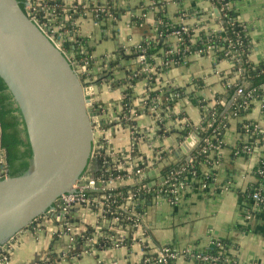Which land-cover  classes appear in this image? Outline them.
<instances>
[{"label":"built area","instance_id":"2783aa9c","mask_svg":"<svg viewBox=\"0 0 264 264\" xmlns=\"http://www.w3.org/2000/svg\"><path fill=\"white\" fill-rule=\"evenodd\" d=\"M19 1L30 19L70 61L87 90L86 94L95 99L93 111L100 112L97 117L103 121L102 125L94 126V146L89 168L72 190L62 194L46 213L32 223L30 230L36 235L48 223L57 224L59 229L55 234L60 239L69 240V254L74 243L83 246L80 252H75L76 256L126 248L129 242L142 245L152 242L149 236V204L165 201L176 206L186 190L197 187L196 158L191 152L201 142L200 137L193 142L189 153L184 155V161L175 159L172 154L167 155L163 144L165 135L185 129L192 123L183 110L178 112L177 103L182 98L179 87L157 84L155 73L187 64L189 57L197 55L212 56L214 63L228 61L233 65L236 76H242L245 71L241 67L243 55H248L250 61L252 48L248 25L231 14L232 0H207L210 7L206 10L193 9V6L183 8L178 12V22L162 7L164 0H143L139 9H131L130 0H80L71 6H66L64 0ZM124 11H129L132 21L140 25L153 14L154 35L129 47L120 45L114 55L96 56L86 37L78 31L79 19L91 17L104 26L116 21ZM161 26L167 29L166 32L160 30ZM228 30L235 35L233 38L228 36ZM152 42L155 45L162 44L155 54H149ZM129 54L135 55V58L130 61L124 58ZM122 61L129 63L122 67ZM115 69L122 70L125 78L118 81ZM139 80H144L146 84L135 100ZM238 80L226 79V89ZM117 82L118 87L124 88L121 107L119 111L111 113L109 107L98 100L99 87L102 84L112 87ZM196 88L200 93L191 99L198 106L201 105L202 111L211 113L214 110V118L208 124V128L213 127L217 108L220 104L225 105L227 100L213 97L208 87L200 83H197ZM248 96L253 97V94ZM240 97L241 91L238 90L228 107H232ZM249 105V101L245 100L239 104V108L247 109ZM243 129L247 133L252 131L261 135L259 144L264 143V126L260 123H245ZM112 130L115 133L119 130L127 133L125 146L116 145L110 134ZM195 134L196 131L191 132L184 141ZM204 143L203 153L209 150L218 153L224 145V141L219 138L216 143L211 138H205ZM253 151L249 145L237 149L240 154ZM156 169L160 170V174L152 176ZM255 174L264 177V158L259 162ZM8 177L6 151L1 149L0 141V180ZM210 180L212 175H207L199 187L208 188ZM253 198L255 209L262 211V186L256 190ZM77 207L85 208L99 226H104V230H82L72 215ZM18 235L0 244V259L3 261L9 260ZM213 246L223 249L224 243L217 240ZM180 256L190 264H239L206 254L202 248L197 251H179L173 246L159 247L154 254L145 256L137 264H175ZM42 264H57V258L47 257ZM98 264L104 263L99 260ZM112 264L119 263L114 261ZM248 264H264V261Z\"/></svg>","mask_w":264,"mask_h":264},{"label":"crops","instance_id":"0c3cea01","mask_svg":"<svg viewBox=\"0 0 264 264\" xmlns=\"http://www.w3.org/2000/svg\"><path fill=\"white\" fill-rule=\"evenodd\" d=\"M79 1L64 0L66 6ZM142 1L130 0L129 7L139 9ZM188 6L206 10L210 3L207 0H164L162 7L174 21L178 22L180 21L178 12ZM232 7L239 21L249 27L252 43L250 61L253 63L263 61L264 0H232ZM153 17L154 15L150 14L147 21L140 25L132 21L129 11H124L116 21L108 25L106 23L104 26L91 17H85L79 19L78 31L86 37L89 47L96 56L101 57L107 53L114 55L120 45L129 47L145 37L153 36ZM127 63L129 61H122V67ZM114 72L117 76L115 78H125L121 70L115 69ZM237 78L233 72V65L228 61L214 63L212 56L192 55L187 64L165 71L158 70L154 79L162 86L179 87L182 98L177 103L178 112L183 110L190 122L198 126L203 122V111L201 106L191 99L200 93L196 88L197 83L208 87L213 97L218 98L227 92L226 79ZM145 84L144 80L137 82L135 100ZM113 85L111 87L109 84H102L98 93V100L106 104L111 113L119 111L124 91V88ZM254 104L244 117L230 119V127L224 138L225 147L211 163L214 173L207 189L198 185L196 188L193 186L183 193L180 203L176 206H171L165 201L149 204V236L152 242L146 245L129 242L126 248L100 251L96 255L76 256L83 246L74 243L69 254V240L57 237L55 232L59 229L58 225L48 223L36 235L30 228L21 231L9 254V260L0 259V264H37L50 255L57 257V264H98L99 260L104 264H112L114 261L119 264H137L162 246H173L179 251L205 249L212 247L213 242L217 240L228 244L224 249L228 262L261 263L264 261V212L253 214L258 211L255 209L254 200L246 198L244 194L258 182L259 176L255 171L264 158V143L259 144V140L241 133L245 123H260L264 126V100L254 101ZM110 134L119 147L127 144L125 131L119 130L115 133L112 130ZM241 139L254 151L247 154L236 151L233 154L232 149ZM163 142L167 155L172 154L175 159L186 155L181 154L183 142H178L174 133H167ZM202 169L207 168L203 166ZM72 215L82 230L97 229L98 232L104 230V226H99L98 221L83 207L75 208ZM175 264L190 263L180 256Z\"/></svg>","mask_w":264,"mask_h":264},{"label":"water","instance_id":"95a60500","mask_svg":"<svg viewBox=\"0 0 264 264\" xmlns=\"http://www.w3.org/2000/svg\"><path fill=\"white\" fill-rule=\"evenodd\" d=\"M0 77L22 112L33 151L26 175L0 180L3 244L78 183L92 161L94 126L103 121L70 61L19 0H0ZM198 138L184 141L181 154H188Z\"/></svg>","mask_w":264,"mask_h":264},{"label":"trees","instance_id":"16d2710c","mask_svg":"<svg viewBox=\"0 0 264 264\" xmlns=\"http://www.w3.org/2000/svg\"><path fill=\"white\" fill-rule=\"evenodd\" d=\"M21 6L24 7L22 3ZM231 14L233 15V17H237V14L234 10L231 11ZM160 30L166 32L167 29H165V27H162L160 28ZM228 33V36L230 38H233L235 36L231 30H228ZM161 48L162 44L155 45V43L152 42L150 45L149 54H155ZM124 58L129 59L130 61L135 58V55L129 54V56H125ZM241 67H244L245 71L242 76H239L237 78L239 79L238 82L228 88L226 94L222 96L227 100V103L225 105L220 104L217 108V119L213 127L208 128V124L214 118V110L211 113L206 110L203 111V122L197 127L196 125L191 124L185 129L173 131L178 142H183L185 138L189 136V134L193 131H196L197 135L201 139L198 147L191 152V154L196 158L195 170L197 172L196 178L198 186L204 182L207 175H213L214 172L212 170L211 163L218 157V153H211V150H209L208 153L202 152V148L205 146L204 139L211 138L212 142L214 143L217 142V138L224 141L225 133L230 127V119L234 117H244L245 115H247L248 110H250L255 105L254 101L264 100V60L259 63H253L248 60V55H243ZM238 90L241 91V97L234 101L232 107H228L229 102L233 99ZM251 93L253 94V97L248 96ZM245 100L249 101V108H239V104L244 102ZM0 129V141L1 146L6 151L9 175L12 177L26 175L33 166V151L28 137L27 127L19 106L17 105L7 84L1 77ZM241 133L247 134L249 137L252 136L254 140H259L261 138V135L252 133V131L247 133L244 129H241ZM238 142L239 144H236V146L232 149L233 154L237 151L238 148L245 145L242 139ZM224 147L225 145L222 146L221 151ZM210 156L211 159L209 161L208 159ZM185 158L186 156H183L180 159L181 161H184ZM203 166H205L207 169L203 170ZM258 178V182L253 186V188L250 191L246 192V194H244L246 195V198H252L254 200L253 195L256 190L259 187L264 186V177ZM261 212H264V209L262 211L254 212L253 214H261ZM223 243V249H220L217 246H213L210 248H205V253L220 256L224 260V249L227 248L228 244L225 243V241ZM197 250L198 249H194L193 251ZM49 257H51L52 259L57 258L55 255H50ZM40 264H42V262Z\"/></svg>","mask_w":264,"mask_h":264},{"label":"rangeland","instance_id":"374dc122","mask_svg":"<svg viewBox=\"0 0 264 264\" xmlns=\"http://www.w3.org/2000/svg\"><path fill=\"white\" fill-rule=\"evenodd\" d=\"M108 54V53H107ZM118 70H120V69H118ZM117 70V71H118ZM122 71V70H121ZM115 77H117L116 75H115ZM120 79H118V81H119ZM115 86H119V84H118V82H117V84L115 85Z\"/></svg>","mask_w":264,"mask_h":264}]
</instances>
